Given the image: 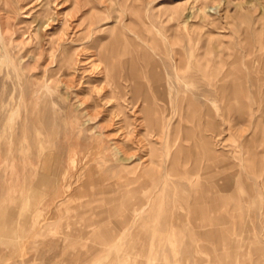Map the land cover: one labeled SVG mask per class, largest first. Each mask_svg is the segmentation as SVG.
<instances>
[{"label": "rangeland", "instance_id": "rangeland-1", "mask_svg": "<svg viewBox=\"0 0 264 264\" xmlns=\"http://www.w3.org/2000/svg\"><path fill=\"white\" fill-rule=\"evenodd\" d=\"M0 17L16 64L0 65V264H264V92L252 86L264 77V0H0ZM48 17L55 27L46 32ZM119 30L155 37L152 53L178 85L163 131L146 122L141 101L132 105L130 87L120 97L97 55ZM52 42L62 45L51 52ZM177 49L189 65L180 73ZM218 55L248 81L239 110L236 101L208 110L220 97L211 85ZM77 57L79 71L70 68ZM190 95L201 107L192 118ZM257 124L261 164L235 153ZM200 133L213 137L217 159L201 148ZM225 175L232 185L223 204L196 200L217 192L212 182ZM123 220L119 251L99 235L101 225ZM208 230L227 239L205 237Z\"/></svg>", "mask_w": 264, "mask_h": 264}, {"label": "bare ground", "instance_id": "bare-ground-1", "mask_svg": "<svg viewBox=\"0 0 264 264\" xmlns=\"http://www.w3.org/2000/svg\"><path fill=\"white\" fill-rule=\"evenodd\" d=\"M181 8H182L181 4L180 5L178 4L172 10V14H178L181 11ZM201 9H205V7L203 6ZM67 15H69L70 18L75 17V13H72V12L67 13L66 16ZM50 19H51V17H48L47 19H42V20H45V21H43V23H47L46 28H45L46 32L49 29H53L55 27L54 24H52L50 22ZM53 21H54V19H53ZM67 22H68V20L65 17L63 19L62 24L67 25L68 24ZM184 22L185 21H183V24H185V29L189 30V28H188L189 26L186 25L187 21L185 23ZM60 24H61V22H60ZM72 24L73 23L71 22V25ZM205 24L206 25H204V26H207V23H205ZM3 29H4V24H3V21L0 17V31H1V34H0L1 35L0 36L1 41L0 42H2V44H3V47H0V49L1 48L3 49V54L0 52L1 53L0 54V65L2 67V65H4V64H6L8 66L10 64H12L14 67H16V64L14 63L13 58L11 57L9 51L6 48L7 46L4 44ZM91 29H93V28H91ZM134 32H135L134 37H131V36L128 37L123 32V30L117 31L115 36L113 37V44H112L111 50L110 51L104 50V51H102V53H100V50H99V53H97V55H99L100 58L105 60V62H106L105 71H111L112 72L113 83H114V86L117 89L120 97L125 98L126 94H125L124 89H125V87H130L132 93L134 94V96L131 99L132 105H136L139 101H141L144 105L143 112L145 113L144 116H145L146 122L149 125H151V123L155 120V123L153 125L163 127V128H160L163 131L164 128L170 127V124H172V123L169 124V122L168 123L166 122V120H172V119H171V116L169 114L165 116L163 109L164 108H171L172 103H173L172 95H173V92L175 90H177L178 85H173L172 83H170L171 81L169 78V74H167V72L164 71V69L162 70L160 68V66H162V64L159 63V61L155 58V56L152 53L153 50L155 49V44H156L155 43L156 42L155 37L148 38L140 31H134ZM189 32L192 33V30H189ZM193 32H196V31H193ZM206 33H208L210 35L212 33V30L208 29V31H206ZM80 39L81 38L79 36V40ZM39 43H40V45H42L41 42H39ZM60 44H61V42L57 43V45H60ZM57 45L54 42L51 43V48H50L51 52H53L55 50V48L58 47ZM74 49H75L76 55H78V51L81 50V47L77 46ZM85 51H87V50L85 49ZM31 52L32 51H29L28 54L30 55ZM95 53L96 52L90 53L87 56L88 58H90V59H88V62L92 61V63H93L97 59L94 57ZM176 54L178 55V63L176 62V64H177V67H176L177 71L176 72H179L178 70L182 71L185 68H187L189 65H188V61L185 58V53L183 50L177 49ZM39 55H40V53H38V54L34 53L33 55L31 54L30 56H33L34 60L38 61L39 60L38 57H40ZM53 56L54 55L52 53L51 58H53ZM218 56H219L218 62H219V66H220L219 73H218L217 77L215 78V80L212 81L211 85L215 88V90L218 92V95L220 97L218 100H212L211 102H209L210 105L208 106L209 107L208 110H209V112H212V113L214 111H218L220 109V106L218 105V101H222L224 108H226V107L228 108V107L232 106V105H230L231 102L236 101V104L234 105V107L232 106V108H234V110L236 111L238 109V107H240V105H241V102L243 100L242 98H244V96L247 97L250 94V88L247 85L248 81L246 80V76H244V75H242V76L237 75L236 77H233L234 70L228 66L227 61L223 57H221V55H218ZM33 58H31V59H33ZM80 58H81V55H80ZM80 58L79 57L74 58L72 64L70 65V68L74 69L75 71H79L81 69V68H79L80 63L82 64V62H83L82 61L83 58L82 59H80ZM198 66H199V69L202 71L203 67L201 65H198ZM95 67H93V68L95 69ZM57 69H58V71L62 69L61 63H59V67ZM96 69L98 70V68H96ZM193 69H194V67H193ZM193 69H191V70H193ZM99 70L101 71V69H99ZM188 71H190V70H188ZM177 76H178L179 80H182V79L185 80L184 82L187 85V88L189 85L192 84L189 80L182 78L181 75L178 74ZM252 86L255 87L256 91L258 90L259 93L264 92V77L262 76L261 78H256L254 76L252 78ZM45 87L47 88V90L51 88V86L48 83L45 84ZM94 87H96V86H94ZM98 90H99V88H98ZM102 90H103V88H102ZM187 90H189V89H187ZM100 92H101V90H100ZM153 92L155 93V97L153 96V94H150ZM182 92H183V90H182ZM256 93H258V92H256ZM257 95H256V97H257ZM262 97H264V96H262ZM192 99H193V97L190 95V97H188V101H187L188 107H190L193 110L192 113L189 114V117H191L192 115L198 114V113L200 114V112H201V107H199L198 104L195 101H193ZM247 99H248V97H247ZM181 101H182L181 99H178V101H177L178 102V108L184 109L183 101L182 102ZM258 101H259V99H258ZM261 102L259 104H261ZM261 106H262V104H261ZM261 108H260V110H261ZM14 114H15V112L13 113V115ZM13 115L11 116V119H13ZM208 115H211V113H209ZM180 116L182 118V113L180 114ZM211 116H213V115H211ZM239 116H240V114H239ZM181 118L179 117V120H181ZM262 118H263V116H262ZM247 122H244V123H247ZM258 124H257L256 128L254 127L256 130H254V131L252 130L253 131L252 135L249 137L247 136V138H244V141L240 143V145L238 146L237 149H235V153H237L243 161H247V162L251 161L253 164H256V163L261 164L262 163V161L260 159H258V157H257V155H258L257 150L253 146V142H254L253 138L255 137V134H256L257 129L259 127ZM242 136H243V133H242ZM200 138L202 139L201 148L204 151H206L211 156L212 159H217L218 158V155H217L218 149L216 148V143L213 141V137L212 136H204L202 133H200ZM119 152H121V151H119ZM146 152H147V149H146ZM262 152L264 153V150ZM130 159L131 158L127 157V156L121 157V160H123V161H128ZM230 178L228 175H225L222 178L223 183H220L219 180L213 181L211 188L212 189L216 188L217 192H215L213 195H209V196L200 195L196 198V200L200 203V202L204 201L205 198H207L211 202L217 200L220 202V204L221 203L223 204V202L225 201V198H226V196L224 195L223 192L230 189V187H231L230 185H232V184H230ZM146 205H147V203H146ZM200 211L203 215H204V213H206L205 209H200ZM223 218L221 219L222 221H224ZM128 224L129 223L127 220H123L121 223L114 225L112 227H110V226L107 227L105 225H101L102 231L100 232L99 237H101L102 240H109V242L111 241L112 245L115 246L113 248H117L120 251L122 248H121V244L119 242H120V239L124 236L126 229L129 226ZM205 226H206V228H208V226L206 224H205ZM222 230H224V229H222ZM193 231H194V229H193ZM224 231H226V229ZM93 232H95V231H93ZM205 233L206 232L204 231V234ZM222 233H220L218 231H214V232L210 231L209 232V230H208V232L205 234V237L212 238L213 240H216L218 242H223V240L224 239L226 240L227 238H224ZM200 234H201V232H200ZM229 245H230V243H229ZM258 250L261 253V257L264 256V249L260 248ZM97 251L99 252V250H97ZM100 251H103V250H100ZM108 252H110V251H108ZM233 254H235V253H233ZM108 256H109V254H106V256H102V257L108 258ZM118 257H119V255L116 258H118ZM154 258H156V257H154ZM114 259L112 258L111 261H113ZM71 262H73V261L71 260ZM175 264H181V261L177 260L175 262ZM260 264H263V263H260Z\"/></svg>", "mask_w": 264, "mask_h": 264}]
</instances>
